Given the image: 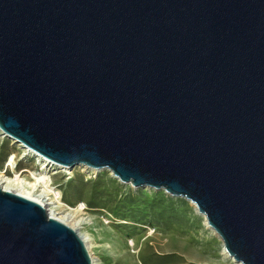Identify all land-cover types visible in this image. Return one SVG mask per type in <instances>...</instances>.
I'll return each mask as SVG.
<instances>
[{"label":"water","instance_id":"obj_1","mask_svg":"<svg viewBox=\"0 0 264 264\" xmlns=\"http://www.w3.org/2000/svg\"><path fill=\"white\" fill-rule=\"evenodd\" d=\"M0 129L46 160L192 201L264 264V0H0ZM0 187V264H92Z\"/></svg>","mask_w":264,"mask_h":264},{"label":"rangeland","instance_id":"obj_2","mask_svg":"<svg viewBox=\"0 0 264 264\" xmlns=\"http://www.w3.org/2000/svg\"><path fill=\"white\" fill-rule=\"evenodd\" d=\"M11 154L16 156L15 164L8 167L10 175L11 167L44 172L66 203H85L81 216L102 264H231L222 260V241L204 228L202 218L184 198L134 188L106 169L54 164L45 171L17 143L0 140V168Z\"/></svg>","mask_w":264,"mask_h":264},{"label":"bare ground","instance_id":"obj_3","mask_svg":"<svg viewBox=\"0 0 264 264\" xmlns=\"http://www.w3.org/2000/svg\"><path fill=\"white\" fill-rule=\"evenodd\" d=\"M6 139H10L12 142L17 143L18 146L22 147L24 149L25 155L33 157L35 159V163L41 166L40 168H42V170L45 169L46 171V168L52 167L54 165V163L46 160V158L41 157L37 153L24 146L22 143L16 141L12 137H9L0 129V140L4 141ZM14 156L16 155L11 154L9 159L5 162L4 166L0 168V187L4 190L17 193L23 197L29 198L39 203L45 208L46 212L49 215L73 228L84 241L88 252H90L89 254L92 260V264H102L100 259L94 255L92 249L95 247V243L90 233L85 229V219L81 216L82 211L86 208L85 203H76L74 206L66 203L63 193L53 185L51 179L45 178L43 174L44 172L34 173L25 168L16 170L14 167H11L12 174L10 175L8 167L9 165L12 166L15 164ZM56 166V168H62V166ZM53 170L57 169L53 168ZM25 172H28L29 174L23 175V173ZM112 177L114 176L112 175ZM185 200L188 201V203L192 206L194 213L202 218L204 228L208 230L211 235L220 239L215 231L210 227V225H208L206 217L197 210L196 205L186 198ZM220 251L222 260L227 261L231 264H241L240 262L235 261L234 258L226 253V251L223 249L222 243Z\"/></svg>","mask_w":264,"mask_h":264}]
</instances>
